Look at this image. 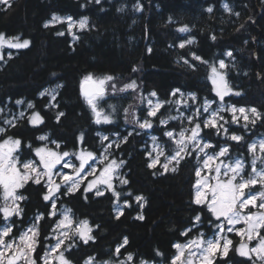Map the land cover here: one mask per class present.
Masks as SVG:
<instances>
[{
  "label": "trees",
  "instance_id": "16d2710c",
  "mask_svg": "<svg viewBox=\"0 0 264 264\" xmlns=\"http://www.w3.org/2000/svg\"><path fill=\"white\" fill-rule=\"evenodd\" d=\"M10 3L11 8L0 4V33L27 39L30 44L28 48L14 49L11 58L6 55L0 60V108L17 110V100L24 101L22 107L32 102L34 108L27 112H38L43 118V123L37 126L30 124L27 116L18 118L16 127L7 126L6 135L22 141L21 151L25 153L22 156L33 155L34 147L41 142L37 137L41 135L69 151L76 148L82 134L84 140L80 143L95 151L103 145L99 132L110 135L120 132L127 137L126 143L113 145L110 152L125 162L122 173L129 183L116 185V190L121 192L120 202L127 200L131 206L122 204L123 215L116 219L115 197L110 191L100 197L89 192L86 200L82 188L71 195L62 194L57 205H67L77 220L87 219L95 236V242L87 245L79 242L77 248L66 252L67 257L73 264H81V259L88 256L109 260L114 258L116 246L127 237L129 243L121 253H132L135 261L170 264L173 245L182 239V232L195 228L194 217L201 214L203 220L213 219L205 206L193 203L196 169L193 157L182 160L175 172L161 174L163 169L158 165L155 169L148 168L149 159L142 141L146 137L134 123V117L146 118L143 99L146 92L155 91L162 101L177 88L215 98L208 80L209 65L221 59L229 66V83L241 92L240 96L226 99L264 113V0H101L100 4L89 0H10ZM137 4L142 6V11L136 10ZM224 4L231 12L225 10ZM209 7L213 9L211 13L207 11ZM120 8L124 10L118 11ZM53 14L87 16L89 28L78 31V39L74 40L64 29V23L44 27ZM184 25L189 27V32L178 31ZM59 32L64 35H58ZM213 35L215 40L211 39ZM188 39L195 42L180 48L179 44ZM227 51L233 56H225ZM192 53L208 63L194 60ZM184 59L195 67L184 64ZM88 74L97 79L114 77L99 102L112 115L110 124L94 123L81 95L80 84ZM132 80L139 85L137 91L121 92ZM57 84L63 87L58 89L55 101L40 96L45 88ZM125 109H128L127 119ZM162 111L149 119L157 120ZM59 112L64 116L58 122ZM249 130L243 132L244 140L240 143L229 141L231 149L237 146L246 151L245 144L251 136H264V123L249 125ZM21 193L26 195L22 215L13 220L25 224L36 214L43 213L45 217L39 223L38 253L42 235L52 220L48 217L49 203L42 199L45 188L42 183L29 181ZM137 195L145 198L143 208L135 201ZM138 215L144 219H137ZM157 250L163 255L157 256ZM227 259L252 264L233 248Z\"/></svg>",
  "mask_w": 264,
  "mask_h": 264
},
{
  "label": "snow or ice",
  "instance_id": "6c2138e0",
  "mask_svg": "<svg viewBox=\"0 0 264 264\" xmlns=\"http://www.w3.org/2000/svg\"><path fill=\"white\" fill-rule=\"evenodd\" d=\"M100 4L101 0H89ZM0 4L11 8L10 0H0ZM226 11L231 12L227 4L223 5ZM123 8L118 11H123ZM137 11H142V6L137 4ZM209 13L213 11L211 7L207 9ZM239 16V13H235ZM60 22L67 23V31L73 35V39L78 37L73 33L74 28L85 30L89 28V18L82 17L80 20H73L71 16L59 17L53 14L51 21L46 22L44 27H49L51 23ZM171 23V18H169ZM179 32H189L187 25L178 28ZM64 35V32L57 33ZM212 40L216 37L213 35ZM194 39H188L179 44L180 48H184L186 44H193ZM30 41L23 40L21 42L18 36L8 37L5 33H0V50L5 47L10 49H24L28 48ZM151 48L148 49L150 53ZM194 60L207 64L202 57L192 53ZM225 56L232 57L233 53L227 51ZM11 58V53H9ZM4 56L0 53V60ZM184 64L194 68L195 65L190 64L187 59L183 60ZM228 64L221 59L216 63L210 64L208 79L212 84V92L216 99H204L203 103L199 105L192 115H185L180 111V106L187 107L188 100L197 102L195 93L185 94L180 89H174L171 96L179 97L175 101H160L157 93L152 91L148 97H144L147 104L146 118L140 119L134 117V123L141 130L152 129L153 123L149 118L157 116L160 109L165 104H175L177 116H169L167 119H160L159 123L166 126L169 120H180L181 124L187 121L191 127H181L179 132L175 130H168L163 133L168 137L169 141L174 145L171 153L166 151L164 145L160 144L158 137L151 136L152 151L146 153L149 158L147 167L155 169L157 164L163 169V173L171 170L175 172L180 162L187 157L194 155L200 166L195 169V176L197 177L194 184L195 194L193 203L196 205L206 206L209 213H211L215 223V234L213 238L205 239L203 232H200L197 237L190 239L187 243H175L173 247L176 249V254L171 258L170 264H214L213 257L217 254L222 257H227L229 251L233 248V241L228 239L225 232H235L241 238V242L234 248L239 256L247 258L256 264H264V137L254 140L247 145V152L251 155L250 172L246 173L245 161L239 157L236 159H226L229 154V146L224 145L219 147V151H215L216 145L210 140H205L201 136L203 129H215L216 135L221 132L226 138L240 143L244 137L236 133L229 134V128L226 125L237 124L241 125L245 130H248L249 125L255 127L257 122L264 123V113H261L257 108L237 107L234 104H227L226 97L240 96L241 92L236 91L227 79ZM134 72L136 68L132 69ZM114 77L111 75L102 78H94L92 74H88L83 78L80 84L81 95L93 115V122L96 124H110L113 122L112 115L106 113L99 102L104 99L107 93V85L113 81ZM63 85L57 84L54 88L45 89L40 93L41 97L48 96L51 101H55L58 95V89ZM115 91V85H111ZM139 85L135 80L125 84L120 89L121 92L132 91L135 92ZM18 105L23 104L24 101L17 100ZM213 105H216L213 107ZM53 107L58 105L53 104ZM29 109L34 108L32 102H28ZM113 111H115V107ZM125 116L127 119L128 109H125ZM3 109H0V113ZM223 113H229L230 118H226ZM207 114V115H205ZM25 113L20 112L19 118H24ZM64 116L63 112L57 114V121ZM18 118L5 119L3 123L8 127H16ZM28 121L33 126L43 123V118L38 112H34L28 117ZM241 121L243 122L241 124ZM7 127L0 126V136L6 135ZM132 135V133H129ZM40 141H47L46 135L37 137ZM83 142V134L79 137ZM107 136H101V142L107 141ZM122 142H127V137L122 138ZM59 148L56 141H51ZM115 143L119 147V143ZM113 143H109L104 147V153L99 157L91 151L82 149L79 153H69L54 151L46 145L35 148V156L39 158L38 162L35 160L21 161L17 155L21 148L22 141L18 138L8 136L6 139L0 141V264H73V262L65 255L66 252H71L78 247V243L82 242L87 245L89 242H95L93 235L94 228L90 225L87 219L77 220L73 214L72 209L63 208L58 211L57 200L60 198L61 189H65L63 195H71L81 189V185L87 180V177L93 176L95 178L87 180L86 186L83 188L84 198L87 199V193L92 192L95 196L100 197L105 195V192H111L115 197L114 207L116 211V219L123 215V208L120 206L121 192L116 190L114 184L118 180L120 185H127L129 181L120 175L119 170L123 167L124 161H117L116 159H109V149L113 147ZM31 148V145H28ZM212 149V152L208 150ZM155 153V155H153ZM259 153V154H258ZM70 155L75 156L79 162L78 166L71 160L66 159ZM163 157V162H161ZM259 162V166H258ZM97 164H102L103 167L98 169ZM62 169H71V172H65L57 169V166ZM170 165H172L170 169ZM55 170V171H54ZM98 173V175H97ZM203 173V174H202ZM59 178V183L54 179ZM44 181L46 188L42 199L45 202H50V211L48 217L55 218L54 226L51 229L52 235L46 236L45 240H54L55 243L45 246L43 255H37V248L40 244V229L39 222L43 220L44 214L39 213L35 217V222L25 230L21 231L19 235H14V228L16 222L13 217H20L22 209L20 208V201L26 199L20 193V189L24 188L25 184L32 181L34 184L40 185ZM259 185L260 191H252ZM103 186V187H101ZM131 196V193H127ZM135 201L143 208L145 198L141 195L135 196ZM124 206L131 205L127 200L123 202ZM251 209H257L253 212ZM247 210V211H246ZM137 219L143 220V215H138ZM201 222V216L194 217L193 227ZM243 224V228H237V225ZM96 228L99 225L95 226ZM193 229L188 228L181 235L187 236ZM245 239L247 243H245ZM255 241L254 246H250ZM129 243L127 237L123 238L121 244H118L112 253V256L117 259L105 261H97L95 256H88L84 260V264H135L132 253L120 259L121 249L125 248ZM157 256H162L163 253L157 250ZM255 258V259H254ZM139 264H149V261L141 259Z\"/></svg>",
  "mask_w": 264,
  "mask_h": 264
},
{
  "label": "rangeland",
  "instance_id": "374dc122",
  "mask_svg": "<svg viewBox=\"0 0 264 264\" xmlns=\"http://www.w3.org/2000/svg\"><path fill=\"white\" fill-rule=\"evenodd\" d=\"M55 15H56V14H55ZM57 16H59V17H68V16H61V15H57ZM51 18H52V17H51ZM51 18H50L49 21H51ZM72 18H73V20H76V21H78V20L81 19V17H80V18L72 17ZM55 23H56V22H55ZM64 29L67 31V23H66V22L64 23ZM78 31H80L78 28H74V29H73V33H74L75 35L77 34ZM67 33H68V35H69L71 38H73V35H72V34H70L68 31H67ZM20 40H21V42H22L23 40H27V39H20ZM13 50H14V49H10V48L5 47L4 49L0 50V53H2L3 56H6V55H9V53H12ZM217 62H218V61H217ZM209 71H210V70H209ZM208 76H209V73H208ZM208 80H209V79H208ZM209 83H210L211 88H212V84H211L210 80H209ZM48 88H54V86H50V87H47V88H45V89H48ZM45 89H44V90H45ZM44 90H43V91H44ZM180 91L183 92V93L185 94V99H187V94L192 93V92H188V91H182V90H180ZM171 92H172V91H171ZM171 92L169 93V97H168V99H167L166 101H175L176 99L179 98L178 96H177V97H173V96H171ZM149 93H150V92H146V93L144 94V96H145V97H148V94H149ZM196 96H197V102H193V101H191V100H188V106H187V107L180 106V111L183 112L186 116H187V115H192V114L194 113L195 109H196L197 107H199L200 104L203 103V101H204L205 98H207V99H209V100L216 99V98H209V97H207V96H198L197 94H196ZM157 98H158L160 101H162L158 96H157V97H153L152 99H153V100H156ZM225 99H226V98H225ZM48 100H49V102H52L51 99H50V97H48ZM226 103H227V104H234V103H232L231 101H229V100H227V99H226ZM234 105H236V104H234ZM215 106H216V105H213V107H215ZM236 106H237V107L251 108V107H249V106H241V105H236ZM144 107H145V113L147 114V104H146V100H145V102H144ZM176 108H177V106H176L174 103H173V104H165V105L161 108V109H163L162 114L158 117L157 120L152 121V123H153V127H152V129L143 130V131H145V132L142 131V134L144 135V137H146L145 139L142 140L143 142H145V146H144V147H145L146 153L149 152V151H152V143H153V142H152V140H151V136H156V137H158V141H159V143L165 146L166 151H167L168 153H171V151H172L174 145L171 143V141H169L168 137H166V136L163 135V133H164L165 131H168V130H175L176 132H179L180 129H181V127H184V128H189V127H191V125H189V124L187 123V121H184L183 124H181V121H180V120H169V122H168V124H167L166 126H162V125L159 123L160 119H167L169 116H177V115H179V113L176 111ZM0 109H3V112L0 113V126H2V127H7V125H5V124L3 123V121H4L5 119L11 120V119H13V117H17V118H19V113H20V112H24V113H25V116H27V119H28V117H29L30 115H32V114L34 113V111L27 112V111L29 110V108L27 107V105H26L25 107H22L21 104L17 106V108H16L17 110H14V109L11 108V107H10V108H6V107L4 108V107H1ZM205 115H207V114H205ZM223 115H224L226 118H230L229 113H223ZM242 123H243V122L241 121V124H242ZM226 127L229 128V134H231V133H236V134L242 136V135H243V132H245V133H249V132H250V130H249V131H248V130H245L241 125H237V124L226 125ZM7 128H8V127H7ZM8 136H11V135H8ZM8 136H7V135H5V136H4V135H3V136H0V141H2L3 139H6ZM101 136H107L109 139H108L107 141H103V145L100 147V149H99L98 151H95V150L91 149L89 146L82 145V144L80 143V139L78 140L79 142H77L76 148H74L73 150H70V151L67 150V149L62 150V149L60 148V143L57 142V141H56V142L59 144V148L56 147V144H53V143H51L50 140H47V141H41V142H39V143L34 147V149H33V155H28V156H24V157H23L22 155H25V153L21 151V150H22L21 148H20L19 152L17 153V155L20 157L21 161L35 160V161L38 162L39 158L35 156V151H34V150H35V148H37V147H42V146H45V145H46L48 148H51V149L54 150V151H58V152H65V151H67V152H69L70 154H71V153H79L82 149H84V150H87V151H91V152H93L94 154H96V155L99 157L101 154L104 153V147H105L107 144H109V143H113V142H117V143L121 144V142H122V137H123V136H121V133H120V132H113L112 135L107 134V132H99V133H98L99 141L101 140V138H100ZM201 136H202L205 140H210L214 145L217 146L216 149H215V151H219V147H220V146L228 145V146H229V154H228V157H227L226 159H233V160H234V159H236L237 157L243 159V160L245 161L246 165H249V167L246 168V173H247V172H250V163H251V159H252L251 155L247 152V145H248L249 143L253 142L254 140H258V139L264 137V136H262V135H257V134L251 136V137L248 139V141L246 142V144H245V149H246V151H244V150H242V147L240 148V147H237V146H234V149H231L230 142H232V140L226 138L225 135L223 134V132H221L220 135H216L215 129H211V128L203 129V131L201 132ZM11 137L20 139L19 137H14V136H11ZM229 141H230V142H229ZM234 142H235V141H234ZM113 145H114V147H116V146H115V143H113ZM208 151H209V152H212L213 150H212V149H209ZM111 153H112V152H110V149H109V159H116L117 161H120V159H119L118 157H116V156H112ZM258 154H259V153H258ZM153 155H155V153H153ZM146 156H147V155H146ZM147 157H148V156H147ZM192 157H193V160H194L195 163H196V167L200 166V165L198 164L197 160L195 159L194 155H193ZM66 159L71 160L73 163H76L77 166H78V163H79V162L75 159V156L70 155V156L67 157ZM148 159H149V158H148ZM163 159H164V158L161 157V162H163ZM157 165L160 166L159 164H157ZM96 166H97L98 169H100V168L103 167L102 164H97ZM170 166H172V165H170ZM258 166H259V162H258ZM57 169H58V170H61V171H65V172H71V169H62L61 166H59V165L57 166ZM122 170H123V168H121V169L119 170L120 175H121L123 178L126 179L125 174L122 173ZM54 171H55V170H54ZM202 174H203V173H202ZM97 175H98V173H97ZM93 178H95V177H93V176H89V177H87V180H91V179H93ZM54 179H56V181H57L58 183L60 182L58 177H54ZM196 179H197V177L195 176V182H196ZM87 180L81 185L82 190H83V188L86 186V184H87ZM42 184L44 185L43 182H42ZM114 184H115V186H116V185H120V183H119L118 180H115V181H114ZM194 184H195V183H194ZM101 187H103V186H101ZM44 188H45V187H44ZM62 190H63V192L65 191V189H63V188L61 189V191H62ZM260 190H261V189H260L259 185H258L255 189H252V191H254V192H255V191H260ZM19 191H20V190H19ZM45 191H46V188H45ZM63 192H61L60 196L63 194ZM20 193H21V192H20ZM194 194H195V189H194ZM93 195H94V193H93ZM126 195H127V194H126ZM114 200H115V199H114ZM20 202H21V201H20ZM20 202H19V204H20ZM123 202H124V200L120 202V206H121V207H122ZM2 203H3V201L0 200V204H2ZM48 203H49V205H48V209H49V211H50V202H48ZM141 203H142V202H141ZM205 207H206V206H205ZM20 208H21V205H20ZM57 208H58V211H60V210H62L63 208H68V206L65 205V204H60L59 206L57 205ZM114 209H115V207H114ZM206 210H207V208H206ZM246 211H247V210H246ZM251 211L255 212V211H257V209H251ZM209 214L211 215V213H209ZM36 215H37V214H36ZM36 215H35L33 218H31V219H30L27 223H25V224H21V223H18L17 221H15V222H16V228H14V231H15V232H14V235H17V236H18L19 233H20L21 231H23V230H25L26 228L30 227V226L35 222V217H36ZM198 215L201 216V222H200L199 224H196V225H195V228H193V230H192L187 236L182 235V239L178 240V241L175 242V243H182V244H183V243H187L190 239H193V238L197 237L198 234H199L200 232H203V233H204V235H205V239L213 238V237H214V234H215V226H214V225H215V223H218V222H216V221L214 220V217H212V215H211V217H212V219H213L212 221H210L208 218H206V219L203 220V219H202V215H201V214H198ZM20 217H21V216H20ZM20 217H15V219H18V218H20ZM12 219H14V217H13ZM56 219H58V217L52 218V220H51V222H50V225H49L48 228L46 229L45 234L42 235V241H43V242H42V248H41V250L37 253L38 256L43 255V252H44V250H45V246H46V245H48V244H52V243H55V241H54V240H51V239H49V240H45V237H46V236H50V235H52L51 229H52V227L54 226V221H55ZM79 220H82V219H79ZM2 223H3V222L0 221V226H2ZM39 223H40V222H39ZM236 227H237V228H243L244 225H243V224H240V225H237ZM224 235H225L228 239H231V240L233 241V249H234L236 246H238L239 243L241 242V238H240L239 236H237V235L235 234V232H225ZM244 242L247 243V240L245 239ZM255 243H256V242L253 241L252 244H251L250 246H254ZM175 254H176V249L174 248V254H173V256H174ZM237 254H238V253H237ZM65 255H66V253H65ZM126 255H127L126 253H121V257H120V259H123ZM66 256H67V255H66ZM173 256H172V257H173ZM227 257H228V256H227ZM227 257H222L221 255L217 254L216 256L213 257L214 264H238V263L233 262L232 260L227 259ZM85 259H87V257L81 259V264H84V260H85ZM116 259H117L116 257L112 258L113 261H115ZM254 259H255V258H254ZM97 261H105V260H98V259H97ZM134 261H135V260H134ZM147 261H148V260H147ZM139 262H140V261H135V264H139ZM251 262H252V261H251ZM149 264H160V263H155V262L149 261ZM256 264H260V262L257 261Z\"/></svg>",
  "mask_w": 264,
  "mask_h": 264
},
{
  "label": "flooded vegetation",
  "instance_id": "af4514ba",
  "mask_svg": "<svg viewBox=\"0 0 264 264\" xmlns=\"http://www.w3.org/2000/svg\"><path fill=\"white\" fill-rule=\"evenodd\" d=\"M20 192H21V189H20ZM21 194H22L23 196H25V197H26V195H24L23 193H21ZM23 201H24V200H23ZM23 201H21V202H20L21 209L24 207V206L22 207Z\"/></svg>",
  "mask_w": 264,
  "mask_h": 264
}]
</instances>
